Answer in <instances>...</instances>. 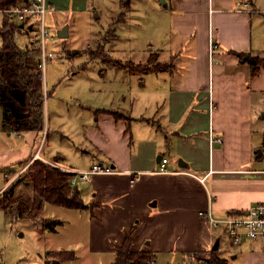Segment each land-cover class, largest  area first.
I'll return each mask as SVG.
<instances>
[{"label": "crops", "instance_id": "1", "mask_svg": "<svg viewBox=\"0 0 264 264\" xmlns=\"http://www.w3.org/2000/svg\"><path fill=\"white\" fill-rule=\"evenodd\" d=\"M103 1L47 0L53 15H105L113 60L142 56L146 63L153 54L167 68L146 73L147 87H78L58 97L43 131L6 133L14 145L0 149V170L11 173L39 148L44 159L58 157L57 164L70 171L109 164L116 173L95 175L78 187L88 206V251L108 256L111 264L130 233L131 249L152 253V264H186L188 257L209 255L216 240L226 242L199 211L209 207L222 218L264 201V67L252 77L236 56L264 58V0H249L247 13L233 11L236 0H164L163 9L145 19L154 21L152 32L127 48H114L112 41L134 34L117 29L129 26L133 9L122 13L121 0ZM83 93L98 101L86 103ZM162 158L170 173L157 172ZM130 173H140L139 180L130 183ZM263 246L264 240L245 241L227 253L264 264ZM68 248L78 242L58 245L49 255L73 253Z\"/></svg>", "mask_w": 264, "mask_h": 264}, {"label": "rangeland", "instance_id": "2", "mask_svg": "<svg viewBox=\"0 0 264 264\" xmlns=\"http://www.w3.org/2000/svg\"><path fill=\"white\" fill-rule=\"evenodd\" d=\"M100 1L102 0H98L99 4ZM163 2L164 0H121L122 13H126L129 6L133 9V12L130 13L131 22L129 26L123 25L117 29L120 30L122 28V31L130 29L134 34L132 36L125 34L119 41H112L113 47L117 43V47L127 48L129 41L131 44V40L135 39L136 45L142 43L145 35L152 32V26L150 25L154 22L150 19L145 20L146 17H154V9H163ZM102 4L103 6L107 5V0H104ZM97 13L93 14V17L86 13H77L70 16L69 13L53 15L48 12L45 15L46 26L50 36H52V38H47L46 49L47 51L53 52L54 55L47 63L45 72L42 74L43 79L40 80L42 92L45 91L46 96L48 92L51 94L44 98L43 103V122L45 125L47 124L48 117L50 119L52 117V107L54 102L58 101V97H67L69 93L70 95L72 94L73 90L75 92L79 90L78 87L148 86V83H143L142 85V82H145L143 81V77H145L146 71L150 70L147 67L155 64L156 58L154 61L149 60L145 63L142 56H131L127 59L128 62L126 63H128L127 65L130 66V70L132 71L126 69H122L121 71L114 70L113 67L115 65L109 55L110 48H112L110 41L112 40L113 32L110 27H105V21L107 20L105 15H102L100 19H96L95 17L99 16V13ZM3 19V14L0 12V30L5 29L2 26ZM64 26H68V37L60 39L57 36V32ZM115 30L113 29V31ZM32 36V32L26 33L22 31L15 34L14 42L17 47L24 50L31 42ZM133 36L134 39L132 38ZM1 45L2 40L0 38V47ZM118 61H121V59ZM88 96L83 93L82 100L86 103H95L98 101L95 94L92 95L90 93ZM46 130L47 128L43 136L44 139L47 138ZM13 140V136H7L6 133H2L1 131L0 149L13 146ZM58 159V157L51 160L48 159V162L59 166L63 170L57 164L59 163ZM25 163L10 169L12 171L11 173L13 174L18 171ZM5 171L0 170V189L6 184L4 177ZM27 173L22 174L18 180L23 179ZM26 183L20 180V183L17 185V193L15 194L21 197L25 205H29L32 193L26 187ZM2 197H0V201ZM11 204H14V202L12 201ZM68 211L77 212L68 213ZM79 211H81L80 218L76 215ZM83 213V210H74L47 204L43 207L39 221L31 220L32 216L26 213L23 221L16 220L17 222H15L12 218L13 223H8L5 221L0 209V264H110L112 259H106L108 256H100L88 251L87 223ZM51 218H57V221L60 223L55 225L53 230L44 228L42 221L46 219L52 220ZM83 225H85V229ZM215 231L217 233L220 230L216 229ZM76 242H78V248H68V250H73L72 252L75 258L73 257L70 260H62L59 262L57 259L50 257L49 251L55 250L58 245L66 247L67 244ZM220 242L219 254L221 256L224 255L226 264H240V262L241 264H249L252 261L250 257H246V260L244 258L231 259V255L227 252L233 251V249L228 246L227 241ZM208 257L209 255L195 258L188 257L184 261L186 264H203V261ZM175 261L174 259L172 262ZM155 264H163V262L157 260ZM166 264H180V262H168Z\"/></svg>", "mask_w": 264, "mask_h": 264}, {"label": "trees", "instance_id": "3", "mask_svg": "<svg viewBox=\"0 0 264 264\" xmlns=\"http://www.w3.org/2000/svg\"><path fill=\"white\" fill-rule=\"evenodd\" d=\"M26 0H0V11ZM128 1V0H127ZM3 27L0 30L2 45L0 47V124L5 133L39 132L43 130L44 94L41 90L40 74L36 70L37 52L29 48V44L21 50L14 42L16 33L22 31L24 24L10 22L5 16ZM1 27V26H0ZM239 61L247 63L251 68V75L256 76L261 67H264V58L253 56L249 53H237ZM155 55L150 54L147 61H154ZM115 67L129 71L128 63L113 60ZM139 64V63H137ZM152 65V66H151ZM147 68L146 73L158 72L167 68L166 64L155 63ZM128 71V72H129ZM131 73V72H130ZM50 93L48 92V97ZM264 121V112L261 114ZM22 165V164H20ZM71 173L61 170L58 166L40 160L24 176L22 182H27L26 187L31 191L32 198L29 205H25L21 197L15 196L14 184L7 188L1 196L0 209L5 221L13 223L12 218L23 220L25 214L31 215V220L41 219L40 215L44 204L65 207L74 210L88 208L84 204L78 188L69 186ZM14 204H11V202ZM30 218V217H29ZM57 220L46 219L42 221L43 227L53 230L59 224ZM53 255V256H52ZM51 255L59 262L70 260L73 253L57 251ZM154 255L147 250L133 251L131 249V235H126L124 241L115 249V259L111 264H152ZM203 264H226V258L219 254V249L211 250L209 257Z\"/></svg>", "mask_w": 264, "mask_h": 264}, {"label": "built area", "instance_id": "4", "mask_svg": "<svg viewBox=\"0 0 264 264\" xmlns=\"http://www.w3.org/2000/svg\"><path fill=\"white\" fill-rule=\"evenodd\" d=\"M52 10L47 0H26L23 3L0 11L10 22L20 24L21 26L24 24V29H29L33 33L29 48L35 49L37 52L36 70L40 74V79H43L42 74L45 72L47 63L54 57L53 52L47 51L46 49L47 38H52V36H50L46 26L45 15ZM233 11L236 13L251 12L250 1L236 0V7ZM209 46L210 48L213 47L211 43ZM43 94L46 97L45 91ZM209 139L213 141L211 134H209ZM215 141L221 142L220 139H215ZM37 160L50 163L41 156V150L39 148L26 163L23 164L24 166L13 173V175L4 173V177L7 180L0 191V197L18 177L28 172ZM166 163L167 159L162 158L157 172L170 173V171L166 169ZM63 170L71 173L69 179V186L71 188H78L80 185L88 184L95 175H110L116 173L112 166L100 162L92 164L88 169L83 171ZM139 178L140 173H130L129 181L130 183H134L138 181ZM203 180L204 179H200V181ZM198 215L201 219L209 223L212 228L220 230V237L218 238L225 239L228 246L232 249L238 247L245 241L264 240V201L255 203L241 214L226 215L225 217L218 218L213 215L211 209L208 207V209L204 211H199Z\"/></svg>", "mask_w": 264, "mask_h": 264}, {"label": "water", "instance_id": "5", "mask_svg": "<svg viewBox=\"0 0 264 264\" xmlns=\"http://www.w3.org/2000/svg\"><path fill=\"white\" fill-rule=\"evenodd\" d=\"M20 27H22L20 25ZM57 36L60 39H65L68 37V26H64L63 28H61L58 32H57ZM260 154V151H259ZM219 248V241L216 240L215 243L213 244L211 250H217Z\"/></svg>", "mask_w": 264, "mask_h": 264}, {"label": "bare ground", "instance_id": "6", "mask_svg": "<svg viewBox=\"0 0 264 264\" xmlns=\"http://www.w3.org/2000/svg\"><path fill=\"white\" fill-rule=\"evenodd\" d=\"M45 98V97H44Z\"/></svg>", "mask_w": 264, "mask_h": 264}]
</instances>
